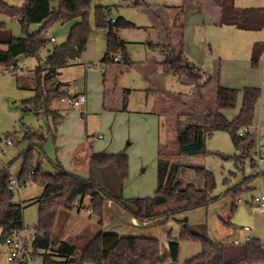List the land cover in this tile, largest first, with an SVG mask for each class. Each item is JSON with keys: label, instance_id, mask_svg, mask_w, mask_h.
I'll list each match as a JSON object with an SVG mask.
<instances>
[{"label": "rangeland", "instance_id": "rangeland-1", "mask_svg": "<svg viewBox=\"0 0 264 264\" xmlns=\"http://www.w3.org/2000/svg\"><path fill=\"white\" fill-rule=\"evenodd\" d=\"M0 1L12 7H21L24 2V0ZM234 5L240 8L264 7V0H234ZM96 6L109 7L112 20L121 17L137 27L147 28L146 41L143 40L142 43L125 42L123 50L120 49L115 55L124 61V64L111 61L101 62L106 53L107 42L106 31L95 26ZM87 19L91 34L86 50L78 59L61 68L54 79V82L61 84V91L66 94H85L84 106L86 107L74 110L66 108L67 105L62 100L53 102L50 108L56 113L58 111L55 109L59 106L64 108L62 118L57 125H54L52 120L43 114L35 116L29 107L23 105V101L32 98L35 94L32 77L36 67L42 63L49 49L65 42L70 27L78 20L66 24H54L44 31L42 38L46 44L40 50L39 60L27 57L19 61L16 66L28 69L22 75L4 74L3 70L8 68H0V170L7 171L11 177H17L24 161V154L30 153L33 155V168L39 164L42 171L54 174V162L58 159L61 166L68 171L71 167L70 162L77 153L76 150L86 144L91 146L93 153L124 154L127 157L128 178L123 188L125 199H148L155 196L157 157L161 153L171 156L173 162L202 166L212 173L215 181L212 196L219 197L229 189L238 186H240V192L235 195L229 194L219 202L192 210L188 214L176 213L166 219L164 217L153 219L152 221H157L156 225L147 228L132 227L133 217L112 201L105 202L101 217L93 213L88 215L89 198L85 197L84 206L80 209L74 205L75 202L80 201L79 199L75 200L70 209L58 208L50 229V238L53 241H64L77 249H82L99 230L113 231L126 236L144 235L159 241L161 253L166 257L165 264H183L199 252L200 246L195 243L181 242L177 260L173 262L169 259L167 243L168 235L173 238L179 236L178 221L185 216L190 225L203 226L196 231L207 232V235L215 242L223 243L232 236L234 230L240 227L251 228L250 214L245 202L264 194L262 182L257 178L259 173L262 175L264 172V163H256L257 150L261 151V155L264 156V59L257 68H252L248 58L249 51H246L247 56H245L244 50L248 41L254 38L257 42L256 49L264 53V32H240L232 27H222L219 42L216 36L207 42L211 50L209 60L212 59L211 53L214 57L218 56L219 51L221 70H224L225 75L234 78L228 82L234 85L232 89L253 85L261 90L252 127L249 129V138L252 142L249 156L254 163L248 158L240 164L237 162L239 151L233 145L230 136L221 131L206 138L207 154L173 157L178 150L176 134L178 118L181 115L205 110L200 109L199 98H204L206 105H209L208 108L214 109V99L211 102L210 95L202 96V92L212 82H210V77L209 81H205L196 75L201 87L196 88V85L192 84L194 98L188 101L180 99L181 93L190 96L192 91L188 89L187 84L177 83L173 75L165 72L161 64H158L159 58L164 59L163 56L160 57L158 50L167 51L166 46L156 48L157 50L152 47L148 49L147 46H152L151 42L156 41L155 31L150 28L151 20L148 12L131 7L122 0H91ZM205 20V16L194 9H186L182 17L186 35L183 46L185 44L187 47L184 55L191 67L200 68L196 58L199 56L201 46L202 54L206 50L208 52L206 43H202L197 33L198 26ZM0 22L5 24V30L13 37L24 36L22 27L16 20L0 15ZM39 27L37 24H31L26 29L28 33H33L38 31ZM49 38H54L55 42L49 43ZM231 57H236L232 59L240 62L223 65V61ZM203 69L207 74L206 69ZM238 78L245 82H236L235 79ZM145 87L149 90H140ZM124 90H128L129 94L123 95ZM125 99L127 111L123 112L121 107ZM177 108L179 111L176 113ZM232 111L228 110L226 115L232 117L234 114ZM150 113L151 115H148ZM33 134L43 135L44 141L40 143L39 139L32 136ZM99 136L102 138L100 139ZM4 139L10 140L12 146L5 145ZM86 145L84 147H87ZM250 177L256 178L250 182L251 188H248V180L244 182L243 180ZM42 193L43 188L31 182L21 186L19 192H14L13 201L23 208L25 228L37 225L38 204L35 201ZM233 199L236 200L234 209L231 208ZM238 199L242 202L241 204L237 202ZM177 207L178 205H159L155 207L154 212L161 215L166 210ZM229 222L235 228L234 230L230 229ZM27 251L26 256H20V261L15 264H44L42 256L33 255L30 247ZM8 253L9 248L0 242V264H12L7 261Z\"/></svg>", "mask_w": 264, "mask_h": 264}, {"label": "trees", "instance_id": "trees-1", "mask_svg": "<svg viewBox=\"0 0 264 264\" xmlns=\"http://www.w3.org/2000/svg\"><path fill=\"white\" fill-rule=\"evenodd\" d=\"M221 11L220 25L234 26L241 30H259L264 27V10L237 9L234 0H218ZM91 0H24L21 7L8 6L0 1V15L16 20L24 32L21 38L13 37L5 30V24L0 22V68L16 67L19 58L34 57L39 60V53L46 41L42 33L54 24H66L75 20L64 43L54 46L33 72L32 82L34 96L23 101L35 116L45 115L57 125L61 116L50 107L53 102L64 99L67 94L61 91V84L54 82L58 71L69 65L68 61L78 59L85 51L91 28L88 23V10ZM134 7L145 6L139 0ZM110 11L102 6L94 10V22L98 29L106 31L107 48L102 63H108L120 49L123 42L118 32L134 28V24L118 18L110 19ZM183 9H177V16ZM259 14H261L259 16ZM252 22V23H251ZM39 25V30L27 32V26ZM3 47V48H1ZM261 50L254 47L251 67L256 68ZM172 71L185 77L196 88L201 87L199 79L192 72V67L185 66L186 60L182 53L165 62ZM22 75V74H20ZM18 76V75H16ZM208 83V82H207ZM207 83L205 85H207ZM242 95L241 106L232 120H227L220 111L233 110L236 107L238 95ZM261 92L256 87H244L241 90L218 86L214 101V109H205L197 113L181 115L176 122L178 156H200L208 152L205 140L215 132H226L239 151L238 163L251 157L249 152L252 142L249 136L242 138L243 129L252 125L255 106ZM125 100L123 110H125ZM33 137L44 141L43 135L33 134ZM211 154V153H209ZM33 155L24 154V161L17 176L21 186L26 184L27 176L31 174V183L43 188L42 195L35 201L38 204V222L36 227L42 231V237L30 246L31 253L42 256L44 264H165L166 257L162 255L159 241L151 237L119 236L115 233L99 231L82 249H77L64 241L56 242L50 238L59 207L70 209L79 199L89 198L88 208L101 217L106 201H112L124 209L138 222L153 220L159 217L186 213L207 207L219 199L240 192V186L229 189L221 196H212L215 181L212 173L202 166L183 165L171 161V156L158 154L157 157V189L155 196L148 199L129 200L123 197L124 183L128 178V159L124 154L107 155L91 153L88 161V178L67 172L59 162L54 163L55 173L42 171L39 164L32 167ZM251 162L254 163L253 159ZM191 175V176H190ZM264 176V172H262ZM10 174L0 170V242L12 232L24 228L23 208L13 202L14 193L9 189ZM189 178V179H188ZM253 178H247L251 181ZM159 205L176 206L159 215L154 212ZM179 236L168 235L169 259L177 260L181 242L195 243L200 246V252L187 259L183 264H264V245L258 240L232 246L214 242L206 232H198L202 226H192L186 218L178 221ZM51 251V253H49ZM59 259V260H56Z\"/></svg>", "mask_w": 264, "mask_h": 264}, {"label": "crops", "instance_id": "crops-1", "mask_svg": "<svg viewBox=\"0 0 264 264\" xmlns=\"http://www.w3.org/2000/svg\"><path fill=\"white\" fill-rule=\"evenodd\" d=\"M122 1H124L127 5L134 7L133 3L136 0H122ZM217 1L218 0H139V2H142L145 6L136 7V8H140V9L149 13L150 20H151V23H150L151 27L150 28H152L155 31V40L156 41L154 43L151 42L152 46L148 45L147 46L148 49H149V47H152V49L157 50L160 47L166 46L167 51H164L163 49L158 50L159 53L161 54L160 57L161 56L164 57V59H161V58L158 59V61H157L158 64H161V66L165 72L167 71V72L171 73L177 83L187 84L188 89H190L192 91V93H190L191 94L190 96L181 93L180 99L182 101H188L191 98H194V96L192 95L194 93V90H193L194 86L192 84H190L185 79V77L176 75L172 71L170 66H168L165 62H166V60H170L173 57H176L179 53H182L184 59L187 62V58L184 55V51L186 52L187 47L185 46V44L183 46V41L186 40V35L184 34V27H183V23H182V17L185 14L186 9L197 10V12L199 14H201L202 16H205V19H206L205 21H202V23L198 26L197 33H198L199 39L202 41V43H206L205 45L207 46L208 52L206 50V52H203V54H202V46H201V50L199 51V56L196 58V62H197V64L200 65V67L206 69V71L208 72L207 73L208 76L211 78L210 82H212V84L207 86L206 90L204 92H202V96L206 95V94L211 96V102L213 101V99L215 101L216 89L218 86L225 87V88H233L234 87V85H232V84L230 85L228 83V82H230V80H234V78H230L229 76L225 75L224 70L223 71L221 70L222 63L220 61L221 55H220L219 51H218V56L212 57L213 54L211 53L210 57L212 59L209 60L208 56H209L211 50H210L207 42L210 40H213L212 38H215L214 36H216V38H217L216 40L219 42L220 31H221L222 27H232L236 31H240V32H253V31H255V32L257 31L258 33L264 32V27H261L259 30H250V31L248 30V31H246V30L238 29L234 26L220 25L221 11H220L219 7L217 6V3H216ZM104 8H106L110 11L109 7H104ZM178 8H182L183 13H182V15H180V17L176 21V24L173 25V22L177 16V9ZM235 8H237V9H254V10H258V11L264 10V7H262V6L250 7V8H240V7L235 6ZM260 15L261 14H259V16ZM146 29H147L146 27L135 26L132 29L121 30L118 32L117 35L122 40L123 44L125 42L142 43L143 40H145V41L147 40L145 33H148V31ZM198 30H199V32H198ZM254 40H255L254 38L251 39V41L249 40L248 43L245 45V50H244L245 56H247L246 51L247 50L249 51V57L248 58H249L250 65H251V58L253 55V50H254L255 45L257 44V42H255ZM106 42H107V40H106ZM232 58H236V57H231V58L225 59L223 61V65L225 63L240 62V61L234 60ZM245 59H247V57H245ZM262 59H264V53L261 54L257 67L261 63ZM188 65L190 66L189 63H188ZM192 67H194V66H192ZM152 78L155 81V78L154 77H152ZM235 81L240 82L243 80L238 78V79H235ZM243 82H245V81H243ZM244 87H254V86L253 85L252 86L251 85H244L239 90H241ZM140 90H147L148 91L149 89H148V87H145L144 89H140ZM260 92H261V90H260ZM122 93H123V95H127V94H129V91L124 90V92H122ZM76 95H78V94H73V95L67 94V97H73ZM191 96H193V97H191ZM260 97H261V95H260ZM241 100H242V95L239 94L237 97V100H236V107L232 111L234 113L232 115V117H228L226 115V112L228 110H221L220 113L223 116H225V118L227 120H229V121L232 120L237 115V113L240 109ZM259 100H260V98H259ZM125 101H126V99H125ZM198 101H199L200 109H202V110L206 109V108L209 109L208 108L209 105H206V102H205L206 100L204 98H202V99L199 98ZM123 104H124V101H123L122 107H121L122 111L124 112V111H127V109H126L127 105L125 102L126 107H125V110H123ZM257 104H258V102H257ZM257 104L255 106V109L257 107ZM192 106L194 107V104H192ZM68 107L69 106L67 105L66 108H68ZM82 107L80 109H83ZM85 107L86 106H84V108ZM55 110L58 111V115L61 116V118H62L64 108L59 106V108H56ZM110 110H112V109H110ZM177 111H179L178 108L175 110V112L177 113ZM154 113H156V112L154 111ZM148 115H151V113ZM251 127H252V125H251ZM249 129H248V133L250 136ZM99 138L101 139L102 137L99 136ZM84 146L78 148L77 149L78 151L76 150L77 153H76V155L73 156L72 162H70V166H71L70 170H68V171L66 170V171L70 172L72 174L78 175L80 177H83V178H88V174H89L88 173V161H89L90 155L92 153V149H91V146H89V145H86L87 147H84ZM257 151H258L257 153L261 155V151H259V150H257ZM55 162H59L58 159H56ZM255 178L256 177H254L251 181H248L249 182V185L247 186L248 188H251L250 182L254 181ZM257 178L260 179V181L262 182L261 183L262 188H264V176L260 175V173H259L257 175ZM245 180L246 179H244L243 182ZM39 197H37V198H39ZM37 198H36V200H37ZM224 198L225 197L219 199V201L224 199ZM253 198H251V200L249 202H245L246 209L250 214V224L252 225L251 228L250 227H240V228L234 230L235 228H233L232 224L229 222L228 224L230 225V229L234 230V231L232 230L233 231L231 234L232 236L229 237L223 243L221 241H217L216 243H220L223 245H231V242L234 240H238V241L242 242L245 238H250L251 240H258L262 245H264V209H259L255 204H253L252 203ZM238 200H237V202H238ZM219 201H217V202H219ZM83 202L84 201L82 200V204H83ZM235 202H236V200L233 199V202L231 203L232 209L235 208V206H234ZM185 214H188V212H186ZM88 215H90V214H88ZM184 218L187 219L186 216ZM156 222L157 221H152V220L151 221L138 222L135 219H132L131 220V226L137 227V228L138 227L147 228L149 226L156 225ZM109 223H110V221H109ZM158 224H160V223H158ZM198 226H201V225H198ZM109 227H111V225H109ZM243 228H249L250 230L244 231ZM99 231H102L104 233H114L113 231H105V230H99ZM115 234H117L119 236H126V235H120L118 233H115ZM206 234H207V232H206ZM127 236L146 237L144 235H127ZM199 252H200V250H199Z\"/></svg>", "mask_w": 264, "mask_h": 264}, {"label": "built area", "instance_id": "built-area-1", "mask_svg": "<svg viewBox=\"0 0 264 264\" xmlns=\"http://www.w3.org/2000/svg\"><path fill=\"white\" fill-rule=\"evenodd\" d=\"M113 21V20H112ZM49 43H54V38L48 39ZM76 60V59H75ZM74 61V60H73ZM73 61H68L69 63H72ZM112 63H122L125 62L120 60L117 56H114L111 58ZM28 71V69H24L23 67L17 68V67H11L8 69L3 70L4 74H23V72ZM192 72L197 75L198 77L202 78L205 81H209V76L206 74L204 69L202 67H192ZM63 102H65L71 109H80L86 102V97L84 94H78L73 97H66L62 99ZM240 136L242 138H245L249 136L248 129H243L240 133ZM4 144L7 146H12V142L8 139L3 140ZM256 163L262 164L264 163V156L258 154L256 157ZM31 174L30 173L26 178V184L31 182ZM9 189L14 192H19L20 185L18 183L17 177H12L9 184ZM14 202V201H13ZM238 203L241 204L242 202L238 200ZM252 203L255 204L259 209H264V194H262L259 197H254L252 199ZM75 207L77 209L82 208L84 205L82 204V201L75 202ZM92 210H88V214H91ZM244 231H249V228H243ZM42 237V231L39 230L37 227H31V228H22L19 231L12 232L9 236H7L4 239V245H6L9 248V253L7 255V261L9 263L15 264L20 261V256H26L27 248H29L33 242H35L37 239H40ZM252 240L250 238H245L242 242L238 240H234L231 242V245L233 246H240L246 243L251 242Z\"/></svg>", "mask_w": 264, "mask_h": 264}, {"label": "water", "instance_id": "water-1", "mask_svg": "<svg viewBox=\"0 0 264 264\" xmlns=\"http://www.w3.org/2000/svg\"><path fill=\"white\" fill-rule=\"evenodd\" d=\"M21 60H23V58H22V57H20V58H19V61H21ZM185 66H186V67H188V66H189L187 62L185 63Z\"/></svg>", "mask_w": 264, "mask_h": 264}]
</instances>
